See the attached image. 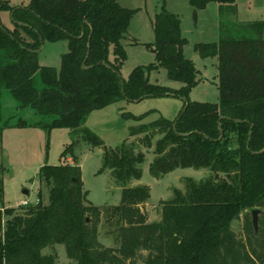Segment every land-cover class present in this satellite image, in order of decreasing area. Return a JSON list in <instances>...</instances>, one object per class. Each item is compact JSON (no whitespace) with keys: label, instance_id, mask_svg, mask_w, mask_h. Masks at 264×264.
I'll return each instance as SVG.
<instances>
[{"label":"trees","instance_id":"1","mask_svg":"<svg viewBox=\"0 0 264 264\" xmlns=\"http://www.w3.org/2000/svg\"><path fill=\"white\" fill-rule=\"evenodd\" d=\"M190 0L193 12L209 2ZM8 11L9 29L1 12ZM134 10L118 0H29L12 6L0 0V89L8 90L18 109L31 108L34 122L22 118L17 127H62L79 132L92 147H103L100 172L109 169L122 186L118 205L103 210L105 222L115 225L117 247L101 244V208L88 202L73 141L60 154L65 162L43 165L39 179L49 186V203L40 200L20 211L0 206V264H54L45 247L61 243L76 264H263L264 263V38L262 23L251 24L255 36H222L217 42L195 43L202 57H216L218 101L188 99L199 81L186 58L187 44L180 18L162 8L154 14L155 40L146 44L154 63L138 64L126 78L120 67L127 54L126 37ZM68 40L59 70L38 63L45 40ZM113 58H110L109 52ZM84 66V68L82 67ZM165 69L170 88L150 81L154 70ZM39 73L41 88L35 86ZM178 96L179 112L169 120L156 118L129 130L137 142L123 140L112 148L90 129L87 115L118 100ZM123 117L138 120L144 115ZM159 135L153 143L154 137ZM153 148L149 172L162 177L175 168L207 169L201 180L185 178L184 188L160 202L161 218L147 222L141 205L150 197L147 185L126 186L140 179L144 152ZM68 158L72 162H68ZM3 182L0 179V202ZM259 209L254 231L251 210ZM242 215L243 238L231 228Z\"/></svg>","mask_w":264,"mask_h":264},{"label":"rangeland","instance_id":"2","mask_svg":"<svg viewBox=\"0 0 264 264\" xmlns=\"http://www.w3.org/2000/svg\"><path fill=\"white\" fill-rule=\"evenodd\" d=\"M10 5H26L29 0H7ZM121 6L134 10L130 17L129 26L122 40L127 54L126 60L120 67L121 76L126 78L132 68L138 64L154 63L155 55L146 44L153 43L154 14L164 8L175 13L180 18L181 34L187 44L183 47L186 58H190L199 81L189 91L188 99L199 102L218 101V87L216 85L217 68L216 57L202 58L194 50L195 43L217 42L222 36H255L251 24L262 23V37L264 38V0H235L232 4L209 2L204 9L193 12L190 0H118ZM2 22L9 29L13 28L8 11L1 12ZM68 40H45L40 46L37 55L38 63L42 66L60 68L61 56L68 51ZM110 58L113 54L110 51ZM150 81L170 88H179L180 83L168 79L165 69L154 70ZM35 86L41 88L39 73L34 77ZM183 105L178 96L144 97L138 101L125 99L110 103L104 108L91 111L82 127L90 129L107 147H116L123 140H139L143 134L130 136L129 130L139 124H148L163 117L173 119ZM122 113L133 116L144 115L138 120L123 117ZM22 118L34 122L37 115L31 108L18 109L8 90L0 89V179L3 182L2 203L20 211L21 202L26 206H33L40 200L43 205L49 203V186L39 179L38 170L43 165H54L65 162L60 157L62 151L73 141L76 142L74 154L78 157L81 168L84 190L88 191L87 199L92 205L101 208L97 239L105 247H117L114 224L105 222L103 210L108 206L118 205L121 198L122 186L116 182L109 169L102 172L103 147H92L80 139L79 132L68 128L54 127L49 132L42 127H17L16 121ZM156 135L153 140L155 142ZM153 146H140L145 158L140 163V179H132L126 186L147 185L150 189L149 199L141 205L147 214V222H156L161 218V201L174 197V190L184 188L185 178L201 180L206 178L210 171L207 169L175 168L159 178H154L149 172V165L155 155ZM72 160V159H71ZM242 215L233 220L231 228L243 238ZM43 254L52 255L54 264H76L68 259L65 247L61 243L45 247ZM141 264V262H138ZM264 264V263H263Z\"/></svg>","mask_w":264,"mask_h":264},{"label":"water","instance_id":"3","mask_svg":"<svg viewBox=\"0 0 264 264\" xmlns=\"http://www.w3.org/2000/svg\"><path fill=\"white\" fill-rule=\"evenodd\" d=\"M84 68V66H82ZM260 213V210L259 209H253L251 210V221H252V226H253V229L254 231L257 230L258 228V215Z\"/></svg>","mask_w":264,"mask_h":264},{"label":"built area","instance_id":"4","mask_svg":"<svg viewBox=\"0 0 264 264\" xmlns=\"http://www.w3.org/2000/svg\"><path fill=\"white\" fill-rule=\"evenodd\" d=\"M37 202H38V201H37ZM21 205L26 206V205H27V202H26L25 200H23V201L21 202Z\"/></svg>","mask_w":264,"mask_h":264},{"label":"crops","instance_id":"5","mask_svg":"<svg viewBox=\"0 0 264 264\" xmlns=\"http://www.w3.org/2000/svg\"><path fill=\"white\" fill-rule=\"evenodd\" d=\"M68 162H69V163H71V162H72V160H71L70 158H68Z\"/></svg>","mask_w":264,"mask_h":264}]
</instances>
